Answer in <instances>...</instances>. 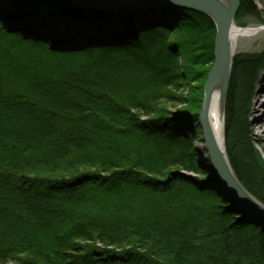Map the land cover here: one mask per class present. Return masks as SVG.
Returning <instances> with one entry per match:
<instances>
[{"label":"trees","instance_id":"obj_1","mask_svg":"<svg viewBox=\"0 0 264 264\" xmlns=\"http://www.w3.org/2000/svg\"><path fill=\"white\" fill-rule=\"evenodd\" d=\"M45 1L50 18L74 15L66 0ZM18 6L16 17L30 14ZM247 16L264 23L240 0L235 19ZM71 17L87 20L78 35L94 34L71 50L0 18V264H264V226L192 144L213 20L184 6ZM263 60L234 55L225 137L235 174L264 203L248 121Z\"/></svg>","mask_w":264,"mask_h":264},{"label":"water","instance_id":"obj_2","mask_svg":"<svg viewBox=\"0 0 264 264\" xmlns=\"http://www.w3.org/2000/svg\"><path fill=\"white\" fill-rule=\"evenodd\" d=\"M72 7L69 16H88L91 12H148L159 7L184 6L201 12L211 18L216 26L214 41V64L208 74L202 98L199 123L202 141L210 164L215 172L220 188L225 195L245 215L264 226V203L255 197L240 182L235 174L225 150L222 151L210 123V105L215 87L221 82L220 106L225 126V108L227 91L231 77L234 53L230 39V30L240 8V0H66ZM40 4L53 3L37 0ZM86 13H83V12ZM86 20V19H81ZM225 134V132H224Z\"/></svg>","mask_w":264,"mask_h":264},{"label":"rangeland","instance_id":"obj_3","mask_svg":"<svg viewBox=\"0 0 264 264\" xmlns=\"http://www.w3.org/2000/svg\"><path fill=\"white\" fill-rule=\"evenodd\" d=\"M18 1L19 0H0V18L2 21H4V23L8 27L12 26L11 24L17 27L21 25L26 26L30 30L28 29L29 32L23 31L25 32V34L35 36L36 33L39 34V32H41L43 36L49 37L53 40L54 38L52 37V34L54 32L52 30L54 29L55 24L57 25L60 24L58 22L60 19L63 21L61 24H63V26L65 25V28L70 30L71 32L70 36L72 37V39L69 40L70 42L66 44V46H60V49L63 50L76 49L78 48V46H81L76 42L82 41L83 39L89 38L92 35H94L93 32L87 31V33H81L82 35L81 37V35H78L79 33L75 31V30L80 31L81 30L80 28L83 27V25L86 26L87 20L78 21L75 18L69 16L70 14L68 13H61V15L60 13L58 15L53 14L54 17L50 18L49 14L52 13V9H54L53 8L54 6L53 5L51 6L48 3L46 5L40 4L39 2H37V0H21L26 5V8L24 9H28L27 12L30 14H27L25 17L23 16L16 17L17 14H19V12L21 11L19 8H17L19 7ZM252 1L256 4L257 9L259 10V14L261 15L260 17H262L264 21V0H252ZM235 22L242 27H260L263 29H261L255 35L240 37L236 42V50L234 54L237 55L242 53H248V54H260L262 52L264 53V23H260L255 17H251V16L241 17V19L238 21L235 19ZM72 33H77V34H72ZM54 41L55 40H53V42ZM54 43L52 45L56 46ZM75 43L77 45H75ZM87 43L88 42H84L83 44H87ZM192 84L194 86L197 83H192ZM263 88H264V60H263V67L259 73V77L254 87V92L252 94V99L248 113L249 128L251 130L250 136L253 145L255 146V149L259 152L264 162V120L261 122L258 121L254 122L255 119H258V113L252 110L253 105L257 101L261 103L264 102V92L258 94V91ZM179 92L183 94V96H188L190 92L189 85L188 84L183 85V87L180 89ZM182 106L184 105H179L173 108V111L176 112L179 108H182ZM186 125L192 127V129L195 128V123L191 119L187 120ZM192 144L195 149L198 161L202 165H205L207 170H210V168L206 166L207 162L209 161V158L207 151L204 147V143L202 141V133L200 134L194 133L192 137ZM186 175L189 177H193V176L196 177V175L193 173H186ZM71 179L76 180V177H73Z\"/></svg>","mask_w":264,"mask_h":264},{"label":"bare ground","instance_id":"obj_4","mask_svg":"<svg viewBox=\"0 0 264 264\" xmlns=\"http://www.w3.org/2000/svg\"><path fill=\"white\" fill-rule=\"evenodd\" d=\"M54 21V20H53ZM60 24L63 22L59 19L58 21ZM4 23V21H3ZM57 23V22H56ZM10 24V23H9ZM55 24L54 29L52 30L54 33L52 34V37L54 38L56 43H60L62 45H65L69 43L72 39L71 32L67 28H65V25L63 24ZM4 25L7 28H11V26H7L5 23ZM13 25V24H11ZM17 27V26H16ZM20 30L29 32V28L26 26H19L17 27ZM29 29V30H28ZM261 29L260 27H242L239 26L236 22L233 23L231 30H230V39L233 45V53H235L236 50V42L240 37H246V36H252L257 34ZM13 30V29H10ZM45 33V32H44ZM42 33L39 32L37 35H41ZM46 34V33H45ZM222 92V83L220 82L214 89L212 99H211V105H210V123L213 129V132L215 134V137L219 143V146L221 147L222 151L225 150V143H224V132H225V126H224V117H223V111L220 106V95ZM264 88L258 91V94L263 93ZM258 99V98H257ZM252 110L256 113H258V119H255L254 122L258 121L261 122L264 120V102L257 101L253 107ZM99 245V244H98ZM103 246V245H99Z\"/></svg>","mask_w":264,"mask_h":264}]
</instances>
